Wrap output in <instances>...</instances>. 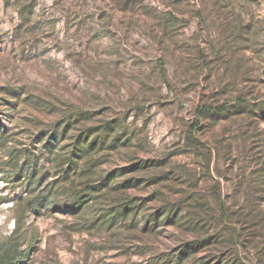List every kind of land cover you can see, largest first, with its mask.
<instances>
[{"label":"rangeland","instance_id":"obj_1","mask_svg":"<svg viewBox=\"0 0 264 264\" xmlns=\"http://www.w3.org/2000/svg\"><path fill=\"white\" fill-rule=\"evenodd\" d=\"M243 99L247 112L206 116L190 141L197 108ZM1 129L62 189L95 188L76 214L27 215L22 264H163L208 237L184 264H264V0H0ZM7 149L0 238L28 206ZM125 196L145 210L113 220ZM171 204L184 223L145 227Z\"/></svg>","mask_w":264,"mask_h":264},{"label":"trees","instance_id":"obj_2","mask_svg":"<svg viewBox=\"0 0 264 264\" xmlns=\"http://www.w3.org/2000/svg\"><path fill=\"white\" fill-rule=\"evenodd\" d=\"M250 107L249 102L246 100H241L236 106L219 104L212 105L206 104L196 110V123L192 125L190 132V141L195 142L196 131L201 127V123L206 116L227 117L231 114H238L247 112ZM57 136V135H56ZM56 136L46 142V147H53L54 141H56ZM6 130H0V147L8 148L7 156L8 160L4 166L3 172L6 170L13 171L15 180H17L20 185L26 189L28 206L23 208L18 216H16L14 221V229L10 235L0 238V264H22L26 261L31 250L25 248V238L23 233V226L25 224V218L31 212L36 215H41L44 212L56 211L59 209H64L67 211H72L76 214L80 212L87 204L90 202L91 195L95 188H78L73 186L71 188L62 189L59 185V181H52L50 179V171H42L40 169V154L37 152L36 148H29L27 146H17L10 147L9 140ZM44 139L38 136L36 142H42ZM87 140V137H79L76 140V151L81 155L84 152L79 144L82 141ZM96 145V140L91 142V146ZM143 165H148L147 163ZM61 179L67 177L66 171L62 169ZM124 175L123 171L113 170L107 174L106 177L102 178L104 184L112 182L113 180ZM9 181V180H8ZM126 181V180H125ZM24 197L19 200H23ZM146 207V199H141L140 197L125 196L117 204L112 207L113 216L112 219L115 220L118 217H127L129 215H138ZM222 218L225 222L229 220L231 214L229 208L225 203L221 205ZM183 215L181 214V208L179 205L171 204L170 207L159 210L158 212L151 213L145 218V227H150L151 230L156 231L162 224H180L184 223ZM240 235V231L238 232ZM233 238V244L238 243ZM215 241L216 240L214 239ZM212 238H203L194 240L187 243L179 252L176 254L175 260L166 259L163 264H184L188 259V255L191 250L201 249L206 244L212 242ZM243 257L240 252L237 253L234 259L225 258L218 264H241L243 263ZM160 264V263H158Z\"/></svg>","mask_w":264,"mask_h":264}]
</instances>
